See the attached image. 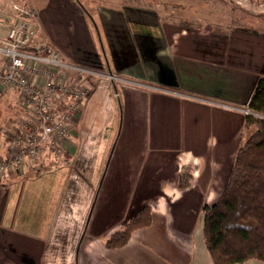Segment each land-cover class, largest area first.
Returning a JSON list of instances; mask_svg holds the SVG:
<instances>
[{
  "label": "crops",
  "instance_id": "0c3cea01",
  "mask_svg": "<svg viewBox=\"0 0 264 264\" xmlns=\"http://www.w3.org/2000/svg\"><path fill=\"white\" fill-rule=\"evenodd\" d=\"M98 1L10 2L30 8L39 44L91 72L66 74L88 94L64 152L45 151L32 170L0 176V264H214L203 207L227 184L264 62L252 47H238L252 40L232 34V6L189 22L193 7L164 20L127 0ZM7 4L0 0V9ZM7 27L0 23V39ZM0 97L1 124L14 103ZM145 205L150 225L108 247L111 233Z\"/></svg>",
  "mask_w": 264,
  "mask_h": 264
},
{
  "label": "trees",
  "instance_id": "16d2710c",
  "mask_svg": "<svg viewBox=\"0 0 264 264\" xmlns=\"http://www.w3.org/2000/svg\"><path fill=\"white\" fill-rule=\"evenodd\" d=\"M127 1L164 20L187 17L179 9L193 7L187 10L192 12L189 22L198 14L204 18L212 17L210 11L216 10V6L238 9L231 0ZM140 14L149 16L142 11ZM255 17L264 22V12ZM247 109L249 113L244 114L240 142L227 184L213 205L203 207V237L214 264H236L251 258L264 261V73L254 81ZM151 221L150 206H142L111 233L106 245L123 246L134 230L150 225Z\"/></svg>",
  "mask_w": 264,
  "mask_h": 264
},
{
  "label": "built area",
  "instance_id": "2783aa9c",
  "mask_svg": "<svg viewBox=\"0 0 264 264\" xmlns=\"http://www.w3.org/2000/svg\"><path fill=\"white\" fill-rule=\"evenodd\" d=\"M13 10L16 21L11 23L7 36L0 40V89H15L24 114L12 126L0 128L7 148L6 154L0 155L3 178L25 173L27 163L32 164L45 151L56 156L64 152L73 122L88 94L85 87L69 80L66 74L91 72L64 59L50 45L38 42L32 45L30 40L38 30L29 19L32 12L18 5H14ZM43 50L47 51L42 54ZM34 73L39 81L34 80ZM97 74L112 83L120 80L112 72ZM243 111L249 113L248 109Z\"/></svg>",
  "mask_w": 264,
  "mask_h": 264
},
{
  "label": "rangeland",
  "instance_id": "374dc122",
  "mask_svg": "<svg viewBox=\"0 0 264 264\" xmlns=\"http://www.w3.org/2000/svg\"><path fill=\"white\" fill-rule=\"evenodd\" d=\"M6 1H8V3H9V4H7L8 8L7 9L6 8L0 9V23L5 25V26H8L7 27V33H8L11 23L12 24L15 23L17 16L15 15V12L13 10L14 4L12 5L10 3L14 0H6ZM60 1H61L62 5L67 6L65 3L67 0H45V2H48V3H50V2H58L59 3ZM82 1H85L87 4L90 0L88 2H87V0H82ZM91 1L92 2H90L89 4L93 5V7L95 5L94 2L97 1L98 2L97 4H99V5L101 3V1H98V0H91ZM232 3L234 5L236 4L238 7V9H236V7L232 8V34L236 33L238 36H241V37H237L240 40H242V37H247L248 40L249 39L252 40V41H236L238 47H243V46H247V48L252 47V49L255 52H257L258 55L261 57V59H262L261 61L264 62V22L257 21L258 18L255 17V15L257 16L259 13L264 12V0H232ZM11 5H12V8H11ZM87 8H89V7H87ZM26 9H28L31 12L30 8H26ZM33 16H34V14L30 15L29 17L31 18ZM37 18H39V15L37 16ZM8 22H9V24H8ZM88 22L92 25V20L90 19V17H88ZM34 23H35V25L33 24V28L36 29L37 28L36 27V18L34 20ZM93 31L96 32L94 28H93ZM220 32H223V30H221ZM6 36H7V34L5 35V37ZM5 37H3V38H5ZM41 37H42L41 32L39 30V32L36 33V36L34 35V37L30 40V43H32V45H34V42L40 41ZM243 48H245V47H243ZM261 49L263 52L261 51ZM32 50H33V52H37L36 49H32ZM262 68H263V66H259L258 68H256V69L254 68V69L260 70ZM34 75H35L34 80L39 81V76L36 75L35 73H34ZM11 90L12 91H10L9 88L8 89H0V94L6 95V98L9 99L11 104L14 103V105L12 106V109H11V111L13 112V116L11 115V118L8 119V121L1 123L0 124L1 127L11 126V125L15 124L17 119H19L24 114V113H22L23 107H22V110L19 111L20 100H19L18 93L15 91V89H11ZM0 100H1V97H0ZM20 103H22V101ZM7 108H8V106H7ZM4 112L6 113V111H4ZM66 145H68V143H66ZM0 155H5V154H2L0 152ZM40 157H42V156L39 155L38 158H40ZM38 158H36V159H38ZM34 163H35V161L32 164L27 163V169L32 170V168L34 167L33 166Z\"/></svg>",
  "mask_w": 264,
  "mask_h": 264
}]
</instances>
